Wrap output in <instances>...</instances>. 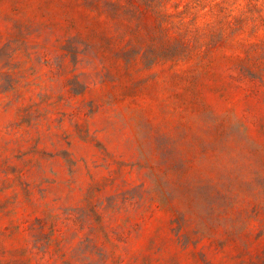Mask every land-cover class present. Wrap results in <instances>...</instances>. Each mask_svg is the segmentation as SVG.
Masks as SVG:
<instances>
[{
    "label": "rangeland",
    "instance_id": "rangeland-1",
    "mask_svg": "<svg viewBox=\"0 0 264 264\" xmlns=\"http://www.w3.org/2000/svg\"><path fill=\"white\" fill-rule=\"evenodd\" d=\"M0 264H264V0H0Z\"/></svg>",
    "mask_w": 264,
    "mask_h": 264
}]
</instances>
